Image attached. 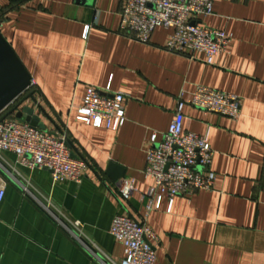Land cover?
Segmentation results:
<instances>
[{"label": "crops", "instance_id": "1", "mask_svg": "<svg viewBox=\"0 0 264 264\" xmlns=\"http://www.w3.org/2000/svg\"><path fill=\"white\" fill-rule=\"evenodd\" d=\"M124 0H0V30L32 76L41 108L29 101L46 131L66 132L89 170L81 183L54 182L48 169H29L2 154L0 264H105L70 231L119 261L124 245L111 233L117 214L155 231L156 264H264V0H216L205 25L233 41L214 64L173 53L164 44L172 29L157 27L150 43L120 30ZM89 31L85 35L86 29ZM126 93V123L118 130L78 119L90 86ZM197 85L239 95L242 115L229 117L189 106L185 129L208 135L217 173L211 190L165 198L148 213L142 196L153 184L144 175L154 133L162 137L177 97ZM115 163L132 177L130 201L107 177ZM171 209V210H170ZM51 212V214H50ZM104 258L103 254H100Z\"/></svg>", "mask_w": 264, "mask_h": 264}, {"label": "built area", "instance_id": "2", "mask_svg": "<svg viewBox=\"0 0 264 264\" xmlns=\"http://www.w3.org/2000/svg\"><path fill=\"white\" fill-rule=\"evenodd\" d=\"M215 1L124 0L120 30L138 42L150 43L157 27L172 29L173 33L164 44L165 49L190 59H198V55L203 54L204 62L214 64L216 57L227 51L233 41L231 33L201 22L203 17L214 13ZM88 31L89 26L85 35ZM35 86L32 80L31 89ZM126 101V93L112 91L111 85L104 89L90 86L77 109L78 119L96 128L116 131L127 121ZM242 104L243 99L239 95L206 85H197L190 99H185L184 92L178 95L168 130L161 138L154 133L147 149L144 175L153 181L142 196L147 215L160 210L165 198L172 208L177 196L211 190L215 186L217 173L212 168L215 150L208 135L185 129L186 108L197 107L237 121L242 115ZM4 152L15 154L17 162L29 169L50 170L54 182L81 183L89 170L88 162L79 154H73L66 132L36 128L14 116L0 122V167ZM113 185L124 201H130L135 191L132 177H123ZM5 192L6 185L0 180V202ZM69 223L71 233L84 248L105 264H156L157 253L152 241L157 239V235L145 220H135L128 214L114 217L110 233L125 248V256L119 261L103 253L96 243L85 242L80 235L83 227L80 221Z\"/></svg>", "mask_w": 264, "mask_h": 264}, {"label": "water", "instance_id": "3", "mask_svg": "<svg viewBox=\"0 0 264 264\" xmlns=\"http://www.w3.org/2000/svg\"><path fill=\"white\" fill-rule=\"evenodd\" d=\"M31 82L30 72L0 30V122L14 116L29 122L33 127L45 129L35 107L28 104L33 101L41 108L35 90L31 89ZM68 144L76 155V148L69 142ZM125 173V168L115 163H111L105 171L113 182L123 178ZM132 218L136 220L135 217Z\"/></svg>", "mask_w": 264, "mask_h": 264}]
</instances>
